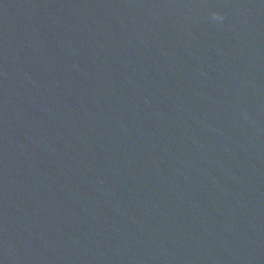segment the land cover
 <instances>
[{
    "label": "water",
    "instance_id": "obj_1",
    "mask_svg": "<svg viewBox=\"0 0 264 264\" xmlns=\"http://www.w3.org/2000/svg\"><path fill=\"white\" fill-rule=\"evenodd\" d=\"M0 264H264V0H0Z\"/></svg>",
    "mask_w": 264,
    "mask_h": 264
},
{
    "label": "clouds",
    "instance_id": "obj_2",
    "mask_svg": "<svg viewBox=\"0 0 264 264\" xmlns=\"http://www.w3.org/2000/svg\"><path fill=\"white\" fill-rule=\"evenodd\" d=\"M215 16L219 17V14L218 13H214ZM219 18H222V17H219Z\"/></svg>",
    "mask_w": 264,
    "mask_h": 264
}]
</instances>
